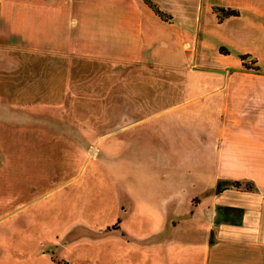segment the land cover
<instances>
[{
  "label": "crops",
  "instance_id": "obj_1",
  "mask_svg": "<svg viewBox=\"0 0 264 264\" xmlns=\"http://www.w3.org/2000/svg\"><path fill=\"white\" fill-rule=\"evenodd\" d=\"M16 1L0 0V143L7 131L16 139L45 135L48 129L31 127L64 125L54 111L84 110L81 96L100 91L109 93L103 108L126 110L109 122L142 133L146 163L131 172H140L146 196L126 190V199L110 205L108 222L84 227L99 239L94 264H264V1L222 0L220 7L238 11L223 19L211 4L179 15L160 9L163 18L144 3L112 9L109 23L84 0L12 9ZM25 10L30 29L18 34ZM71 15L77 34L67 32L76 23ZM241 55L255 69L242 68ZM29 61L44 70L34 75L45 88L5 86L27 77L10 74ZM87 62L112 65L86 71ZM132 64L140 70H128ZM12 92L45 95L49 117L31 116L36 98L12 101ZM11 111L26 116L10 119ZM31 221L28 212L20 217L27 228L0 231V264L82 263L85 251L70 248L79 234L66 229L53 240L28 229ZM48 239L62 251L43 249Z\"/></svg>",
  "mask_w": 264,
  "mask_h": 264
},
{
  "label": "rangeland",
  "instance_id": "obj_2",
  "mask_svg": "<svg viewBox=\"0 0 264 264\" xmlns=\"http://www.w3.org/2000/svg\"><path fill=\"white\" fill-rule=\"evenodd\" d=\"M72 1L67 0V3ZM84 1L86 9L98 12L99 22L107 23L111 21L112 9L146 7L144 0ZM152 2L159 9H169L176 15H179L182 9H208L210 4L213 5V9L227 8L219 6L222 0H152ZM12 9H47V7L41 0H17ZM27 15L25 10L21 14L22 17L16 20L18 34L29 32L31 21ZM72 18L76 19V23H70L67 32L77 34L79 19L77 15H71L70 20ZM56 22L57 19L54 20V24ZM31 64L37 62L29 61L10 74L16 77L28 73L25 79L15 81L16 79L11 77L6 81L5 86L44 89L45 80L40 76L35 77V73L44 70L35 67L32 70ZM108 64L112 65L104 62H87L85 67L86 71H104L107 70ZM242 65L244 69H255L256 64L246 57ZM139 67L138 64H132L128 66V70L138 71ZM119 68L123 70L125 67ZM31 72L33 77L30 76ZM88 81L89 79H86V83ZM8 96L12 101L14 98H36L40 104L38 103V109L33 111L31 116L37 118L48 116V112L44 109L45 105L41 103L44 101H40L45 96L42 93L34 92L31 95V93L12 92ZM81 97L86 98V109L80 111L58 109L53 112L55 117L68 120V122L63 121L64 125L39 124L31 127L35 131L48 129L45 135L16 139L12 132H5L0 143V231L11 233L15 228L18 229L19 225L22 230L27 228L20 222V217L30 212L32 221L30 228L28 224V229H35L53 240L66 229L72 235L79 234L81 237L73 241L70 248L80 247L81 251L84 250L85 252L80 253L84 260L75 264H94L92 260L94 243L99 239L85 233L87 229L84 227L96 230L104 221L108 222L110 205L116 200L126 199L128 197L126 190L135 198L144 197L145 189L141 174L140 172L133 174L131 171L133 168H141L146 163V158L142 156L140 147L142 133L139 127L136 128L139 130L134 137L132 129L126 130V127L120 128V124L109 122L111 115L116 118L125 117L126 110L111 111L103 108L104 104L109 102L107 91L89 93ZM100 105H103L102 108H98ZM11 112L10 119L26 116L22 112ZM77 118L81 120L78 124L73 122ZM69 238L73 237L69 236ZM50 239L45 240L41 247L48 250L52 247L54 252H61V243L59 247H56L58 243L49 246ZM104 243L108 242L102 241L100 246L106 251Z\"/></svg>",
  "mask_w": 264,
  "mask_h": 264
},
{
  "label": "trees",
  "instance_id": "obj_3",
  "mask_svg": "<svg viewBox=\"0 0 264 264\" xmlns=\"http://www.w3.org/2000/svg\"><path fill=\"white\" fill-rule=\"evenodd\" d=\"M145 3L155 11L156 14L163 18H167V15L157 7L152 0H144ZM215 12L218 14L219 19H223L224 17L232 16V15H237L238 11L235 9L231 8H226V9H214ZM247 57V55H241L240 58L244 60ZM232 185H238L237 181H234L231 183ZM218 188H220V184L217 185Z\"/></svg>",
  "mask_w": 264,
  "mask_h": 264
}]
</instances>
